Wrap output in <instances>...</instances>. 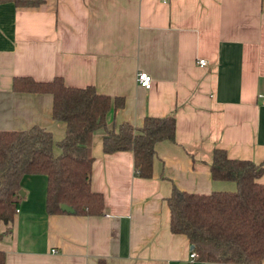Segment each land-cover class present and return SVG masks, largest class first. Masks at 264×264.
<instances>
[{"label": "crops", "instance_id": "1", "mask_svg": "<svg viewBox=\"0 0 264 264\" xmlns=\"http://www.w3.org/2000/svg\"><path fill=\"white\" fill-rule=\"evenodd\" d=\"M16 75L121 96L105 114L109 127L172 113L174 132L154 143L147 177L133 173L130 150L105 152L93 132L89 186L100 213L47 212L45 174H24L18 210L0 222L5 264H231L188 256L165 198L172 184L234 187L210 177L214 146L264 167V0H0V129L44 126L58 153L65 121L51 117L52 94L14 89Z\"/></svg>", "mask_w": 264, "mask_h": 264}, {"label": "trees", "instance_id": "2", "mask_svg": "<svg viewBox=\"0 0 264 264\" xmlns=\"http://www.w3.org/2000/svg\"><path fill=\"white\" fill-rule=\"evenodd\" d=\"M12 87L50 92L51 117L65 121V133L57 142L59 152L54 153L52 133L44 126L0 129V222L11 221L22 197L21 177L27 173L45 174L47 212H64L60 203L65 202L73 213H100L102 196L89 186L90 142L97 129L102 132L101 149L130 150L133 173L143 177L151 174L154 143L173 139L172 113L145 114L139 125L123 120L116 128L107 126L106 112L120 106L122 97L98 92L91 84L69 85L57 75L47 80L16 75ZM208 169L211 178L232 180L234 187L204 193L172 184L165 198L169 230L186 236L189 251L198 260L264 264V182L257 180L264 167L248 158L230 157L214 146ZM4 259L0 248V264H5Z\"/></svg>", "mask_w": 264, "mask_h": 264}, {"label": "built area", "instance_id": "3", "mask_svg": "<svg viewBox=\"0 0 264 264\" xmlns=\"http://www.w3.org/2000/svg\"><path fill=\"white\" fill-rule=\"evenodd\" d=\"M196 62L198 64H205V59L203 57H197ZM135 80L138 85L144 88H148L150 85L151 78L148 72H146L145 70L138 69L135 73ZM261 102L262 104H264V95L261 96ZM15 210H18V208L16 207ZM194 255V251H188V256L193 257Z\"/></svg>", "mask_w": 264, "mask_h": 264}, {"label": "water", "instance_id": "4", "mask_svg": "<svg viewBox=\"0 0 264 264\" xmlns=\"http://www.w3.org/2000/svg\"><path fill=\"white\" fill-rule=\"evenodd\" d=\"M20 193L23 195V193H24V190L21 188L20 189ZM60 207L62 208V209H64L65 211H67V212H72V207L69 205V204H67V203H65V202H61L60 203Z\"/></svg>", "mask_w": 264, "mask_h": 264}]
</instances>
